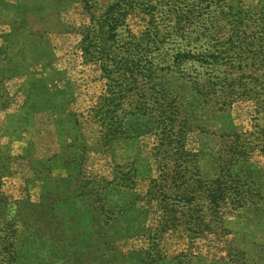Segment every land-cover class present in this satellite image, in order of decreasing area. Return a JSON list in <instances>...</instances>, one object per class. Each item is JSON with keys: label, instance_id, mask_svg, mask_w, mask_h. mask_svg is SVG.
<instances>
[{"label": "rangeland", "instance_id": "obj_1", "mask_svg": "<svg viewBox=\"0 0 264 264\" xmlns=\"http://www.w3.org/2000/svg\"><path fill=\"white\" fill-rule=\"evenodd\" d=\"M115 1L0 0V46L11 47L10 56L18 53L16 64L24 59L29 74L41 79L42 92L56 88L59 98L54 112L35 114L32 110L24 116V103L34 104L38 96L28 100L20 89L28 78L25 67L4 85L11 101L0 110V150L10 155V173L0 180V194L9 202L10 219L19 200L37 207L29 210L25 205L31 226L36 220L28 231L19 222L14 227L17 233L0 227V257L5 237L14 239H10V249L16 264H264V154L258 147L248 161L234 167L240 181V203L234 209L222 208L220 224H214L213 231L193 234L182 225L155 236L154 230L161 229V214L146 201L150 182L158 177L161 165L153 138L122 137L106 146L100 141V127L91 121L89 110L103 92L105 81L97 65L84 61L79 45L91 18ZM147 1L134 0L126 28L117 30V42L139 35L148 19L141 8L156 6L157 36L155 43H147L154 82L170 90L194 120L191 122L205 129L199 143L196 134L188 135L186 148L202 149L205 154L194 162L192 172L209 178L217 170L214 158L222 164L223 137L242 134L251 146L261 144L256 137L264 129V106L240 96L224 105L222 97L230 95L231 85L243 96L256 85L254 93L264 100V87L260 89L264 77L251 74L252 57L243 53V47L235 50L229 62L187 60L177 67L173 56L182 50L231 46L227 38L244 15L239 9L259 10L260 0H209L203 4L187 0L198 6L196 12L182 18L181 29L176 28L171 14L165 16L167 0ZM239 64L241 70L234 68ZM224 78L229 79L226 89L218 87L219 83L215 93L204 97L214 91L211 85ZM48 158L46 180L45 173H34V160ZM118 167L132 169L133 186L116 179ZM96 187L97 197L91 192Z\"/></svg>", "mask_w": 264, "mask_h": 264}, {"label": "trees", "instance_id": "obj_2", "mask_svg": "<svg viewBox=\"0 0 264 264\" xmlns=\"http://www.w3.org/2000/svg\"><path fill=\"white\" fill-rule=\"evenodd\" d=\"M186 1L167 0L163 4L167 8L165 16L171 14L174 17L177 29H181L178 25L182 18L186 19V15L196 12L194 7L198 6L194 3L187 4ZM207 1L209 0H201L198 4ZM147 3L152 2L148 0ZM135 5L134 0H116L102 14L91 18L90 26L86 27L82 36L79 47L84 61L97 65L100 77L105 81L103 92L89 110L90 119L94 124L99 125L100 141L105 146L122 137L149 135L153 138L152 147L155 155L160 158L161 165L158 177L150 182L146 201L148 204L156 206L161 214L159 217L161 229L154 230L155 236L163 229L177 228L182 225H186L187 231L193 234L213 231L214 224H220V213L223 207L228 206L232 209L238 207L240 200L237 198V194L240 181L236 179L237 175L233 170L238 162L248 161L256 147L259 148L260 153L264 154V129L256 137V141L261 144H257L255 147L251 146L242 134L223 137L225 138L224 147L220 156L222 164L218 163V158H214V162L218 166L209 178L200 177L198 171H195L196 174H194L192 172L194 162L196 163L198 158L205 153L202 149L195 152L186 148L188 135L196 134L199 137V143L202 141L201 136L204 135L205 129L201 125L191 122L194 120H190L187 111L182 109L180 100L170 90L164 85L154 82L155 77L152 69L154 65L147 50L149 48L147 43H155L157 36L154 31L158 19L156 6L146 4L141 8L142 13L148 16V19L146 28L139 35H133L123 42H117V30L122 26L126 28V16L128 12L133 11ZM160 13L162 14L161 11ZM239 13H244V15L232 28L233 30L226 41L231 46H212L213 48L204 50L178 51L173 56L174 66L179 67L187 60L233 61L235 50L240 51L243 47V53H248L252 57L251 74L260 73V76L264 77V0H260L259 10L239 9ZM116 43L120 47H117ZM10 48L9 46H0V110H5L11 101L4 89L5 83L22 74L25 67L24 70L28 78L20 89L28 100L37 96L35 94L38 96L34 104L26 105L24 103L23 109L26 110L24 116H28L32 110L35 111V114L44 110L54 112L59 100L56 88L42 92L41 79L34 78V75L29 74L27 66L22 64L24 59L20 58L21 62L16 64L14 60L16 56L18 57V53H15L16 56H10L8 54ZM168 68L166 67V69ZM234 68L241 70L242 66L239 64ZM250 79L252 78L250 77ZM257 80L258 78L254 79V81ZM228 81V78L219 79L218 82L211 85L213 86L211 89L214 91L207 92L204 97L215 93L217 88L214 87L219 83L218 87L226 89L225 84ZM256 87L255 85L254 88ZM263 87L264 84L260 89ZM231 88L230 95L225 93L226 96L222 97V104H231L237 96H240L254 101L260 108L264 106V100L259 95L256 96L254 88L244 96L232 85ZM40 94L41 96H39ZM9 160L8 151L0 150V180L10 173ZM34 161V173L38 171L41 174L45 173L47 180L50 158ZM117 169L116 179L121 180L124 186H133L132 169L127 171L122 167ZM121 173H124L123 176L118 177L117 175ZM82 189L78 190L80 196L84 195ZM97 189L96 187L95 191L91 190L96 194V197L98 196ZM8 203L7 198L0 194V227L4 226L11 229L13 233H17V229L14 227L18 222L21 223L22 230L25 232L35 226L36 220H33L31 226V220L27 219L28 216L24 211L25 205H27L26 200L14 203L15 219H10L7 216ZM32 207L36 208L37 206L29 205L27 209L30 210ZM36 214L39 216V213ZM52 216L53 214H50V217ZM34 230L38 232L37 229ZM10 239L14 240L4 237L2 249L4 254L0 257V264H16L15 253L10 249L12 247Z\"/></svg>", "mask_w": 264, "mask_h": 264}]
</instances>
